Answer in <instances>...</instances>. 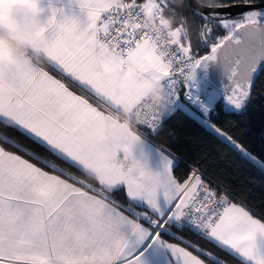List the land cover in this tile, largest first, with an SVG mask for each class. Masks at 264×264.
I'll return each instance as SVG.
<instances>
[{"label": "snow or ice", "instance_id": "obj_1", "mask_svg": "<svg viewBox=\"0 0 264 264\" xmlns=\"http://www.w3.org/2000/svg\"><path fill=\"white\" fill-rule=\"evenodd\" d=\"M47 3L48 13L31 22L46 32L42 52L48 67H0V84L8 85L0 89V125L91 172L98 186L0 132V264H209V259L227 264L186 240L185 230L240 264H264V213L257 215L227 189L205 181L198 170L179 178L170 158L174 154L162 147V169L151 171L142 162L143 150L139 157L133 152L142 142L140 131L113 119L122 106L129 112L139 108L144 115L140 125L156 133L167 111L143 112L139 94L124 95L120 86L151 78L163 84L172 104L179 97L177 83L187 89L196 69L211 63L227 73L232 86L225 95L241 109L250 98L254 74L264 69V9L253 8L254 0H188L179 9L170 0ZM185 7L201 21L195 27L207 55L193 51L194 21L184 15ZM234 7L242 9L235 19L215 11ZM169 12L179 22L165 39H157L146 20ZM216 28L224 34H215ZM73 82L106 107L73 91ZM184 94L190 97L187 90ZM78 113L93 129L91 135L74 123ZM226 139L246 153L232 136ZM114 154L127 155L131 167H114ZM121 189L127 203L111 195ZM160 253L167 259H154Z\"/></svg>", "mask_w": 264, "mask_h": 264}, {"label": "trees", "instance_id": "obj_2", "mask_svg": "<svg viewBox=\"0 0 264 264\" xmlns=\"http://www.w3.org/2000/svg\"><path fill=\"white\" fill-rule=\"evenodd\" d=\"M260 1L264 0H254V2ZM232 2L239 3L240 0H232ZM170 3L179 9V6L187 4L188 0H182V3H179V0H170ZM183 13L190 21H194L191 31L193 51L200 56L206 55L209 49L199 42L195 27L201 23L199 17L191 16L187 7L183 9ZM168 15L171 13L169 12ZM239 16L240 14L231 16V18ZM176 19L178 23L179 17ZM215 34L223 35L224 30L216 28ZM74 88L79 89L76 86ZM263 88L264 69L252 85L250 99L241 109H230L224 100L219 98L213 103L206 117L210 124L220 128L227 136H232L244 147L245 151L262 163H264ZM0 132L6 133L10 138L19 139L27 147L85 183H90L94 187L98 186L93 177L58 159L38 145L32 144L31 141L21 137L18 132L5 128L3 125H0ZM143 136L159 148L162 147L174 154L176 161L173 165L174 174L179 178H186L193 169L198 170L205 181L211 182L213 186L227 189L234 199L242 200L253 208L257 215L264 213V169L208 129L195 114L178 107L162 121V127L156 133ZM111 195L119 202L127 203L124 189ZM182 235L186 240L198 244L221 261H226L227 264H240L238 259L200 236L187 230ZM165 238L167 239V236ZM205 259L209 258L205 257ZM209 264H212L210 259Z\"/></svg>", "mask_w": 264, "mask_h": 264}, {"label": "clouds", "instance_id": "obj_3", "mask_svg": "<svg viewBox=\"0 0 264 264\" xmlns=\"http://www.w3.org/2000/svg\"><path fill=\"white\" fill-rule=\"evenodd\" d=\"M203 4L205 0H197ZM182 3V0H179ZM0 67L7 70L10 66L42 65L45 60L43 48L47 40L46 32L39 23L31 22V18L44 17L48 11L47 0H0ZM177 24L175 16L148 18L146 27L155 33L157 39H165L174 25ZM187 31V29H185ZM4 75L0 72V78ZM7 84H0V89L7 88ZM124 95L136 96L139 94L143 112L151 113L159 108H170V99L163 84L151 79L125 81L119 88ZM113 119L122 121L125 128L134 130L137 125L144 122V115L138 108L129 112L126 107H121L119 112L113 113ZM77 127L82 128L86 134L91 135L93 129L87 124L79 113L73 117ZM112 165L119 169L131 167L127 155L114 154L110 158ZM89 176L93 174L88 173Z\"/></svg>", "mask_w": 264, "mask_h": 264}, {"label": "crops", "instance_id": "obj_4", "mask_svg": "<svg viewBox=\"0 0 264 264\" xmlns=\"http://www.w3.org/2000/svg\"><path fill=\"white\" fill-rule=\"evenodd\" d=\"M41 66H45L46 68L48 67V62H47L46 58L44 60V63ZM48 70L53 75H57L59 77V73L58 72L54 71L51 68H49ZM70 86H71L72 90L76 91L78 94L86 95L87 98L90 100V102L94 104V106H97V107L102 108V109L104 107H106L105 103L102 102L96 96H94L90 92V90L83 89L81 86L75 84L74 82L71 83ZM74 86L78 87L79 89H75ZM203 123L206 125V127L208 129H210L217 136H219L222 140L226 141L227 143H229L233 147V145L226 139V137L224 135H222V133H221L222 131L220 133H217L216 131H214V127H215L214 125L210 124L209 122H206V123L203 122ZM141 137H142V142L139 145L135 146L134 149H133L134 155L139 157L140 154H141V149H142L143 150V155H144V161H142V162H146L148 168L151 171H153V172L161 171V169H162V160H161V151H162V149L159 148L158 146H156L153 142H151L148 138H146L142 134H141ZM170 158L173 160V165H174L175 162H176L175 158L174 157H170ZM173 242H175V241H173ZM154 259H157V260L162 262V261L166 260L167 257L163 253H160L158 255V257H155Z\"/></svg>", "mask_w": 264, "mask_h": 264}, {"label": "water", "instance_id": "obj_5", "mask_svg": "<svg viewBox=\"0 0 264 264\" xmlns=\"http://www.w3.org/2000/svg\"><path fill=\"white\" fill-rule=\"evenodd\" d=\"M251 6L257 9L264 8V1L254 2ZM241 10H242L241 8H235V7L231 9H215V11H219L221 13H227L229 16L239 15L241 13ZM198 70L200 72V75L203 77V79L207 81L217 91L225 94V91H228L231 88L232 82L228 79L227 73L223 70V68L219 64L211 63L207 67L204 66L198 67ZM262 71L263 69H260L256 74H254L252 85ZM252 85H251V89H252ZM251 92L252 91L250 90V96H251ZM248 100L245 102V104L248 102ZM262 106L264 109V88L262 91Z\"/></svg>", "mask_w": 264, "mask_h": 264}, {"label": "rangeland", "instance_id": "obj_6", "mask_svg": "<svg viewBox=\"0 0 264 264\" xmlns=\"http://www.w3.org/2000/svg\"><path fill=\"white\" fill-rule=\"evenodd\" d=\"M236 18H238V17H236ZM233 19H235V18H233ZM193 84H198V85H200V86L202 87V94H201V96H200V99H201V98H205V93H206V92H209V91H212V90H216V89L213 88V87H212L207 81H205V80L203 79V77L200 75V72H199L198 69L196 70V72H195V74H194L193 81L191 82V85H192V86H193ZM189 89H190V88H189ZM216 91H217V90H216ZM188 92H189V91H188ZM217 92H218V95H217L215 101H216L217 99H219V98H222V99L224 100L225 104H226L230 109H233V110H239V109L235 108L232 104H230V103L228 102L227 97H226V95H225L224 93L219 92V91H217ZM200 99H197L196 103H199V102H200ZM215 101H213V102L210 104V107H209L208 111L211 109V107H212V105H213V103H214ZM178 104L180 105V107H182V108H184V109L190 111L191 113L195 114L196 117H197L199 120H201V121H203V122H205V123L208 122L207 119H206L208 111H207V113L202 114V113L197 109V106H196V105L187 102L184 98L180 99V101H179ZM220 132H221V131H220ZM221 133H222V135H224L225 137H227L223 132H221ZM248 153H249V152L246 151V153H244V154H245L246 157L249 158ZM251 156H253V155H251ZM249 159H250V158H249ZM250 160L253 161L255 164H257L258 166H260L262 169H264V163H262V162H261L260 160H258L256 157H255V160H252V159H250Z\"/></svg>", "mask_w": 264, "mask_h": 264}, {"label": "bare ground", "instance_id": "obj_7", "mask_svg": "<svg viewBox=\"0 0 264 264\" xmlns=\"http://www.w3.org/2000/svg\"><path fill=\"white\" fill-rule=\"evenodd\" d=\"M190 93V97L185 95L184 98L187 102L194 104L197 106V109L202 113H207L210 104L215 101L218 92L216 90H212L205 93V98H201L200 96L202 94V87L198 84L191 85L190 89H188ZM197 99H200L199 103H196Z\"/></svg>", "mask_w": 264, "mask_h": 264}, {"label": "built area", "instance_id": "obj_8", "mask_svg": "<svg viewBox=\"0 0 264 264\" xmlns=\"http://www.w3.org/2000/svg\"><path fill=\"white\" fill-rule=\"evenodd\" d=\"M198 69V68H197ZM196 69V70H197ZM178 79H180V80H182V77H178ZM193 81V79L192 80H190L189 81V84H188V87H187V89L183 86V84L182 83H177V85H176V88L178 89V95H179V97H178V99L177 100H175L172 104H171V106H170V108L168 109V111H167V113H166V115L164 116V118H163V120L173 111V110H175V109H177L178 107H180V105L178 104L179 103V101H180V99H182V98H184V96H185V94H184V92L187 90L188 91V89L191 87V82ZM185 99V98H184ZM136 129H138L139 131H140V133L141 134H143V135H149V134H151V133H153L152 131H150L148 128H146V127H144V126H142V125H137L136 126ZM193 170H195V169H193ZM200 173V172H199ZM201 174V173H200ZM202 176V175H201ZM203 178V177H202Z\"/></svg>", "mask_w": 264, "mask_h": 264}]
</instances>
